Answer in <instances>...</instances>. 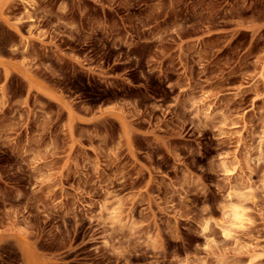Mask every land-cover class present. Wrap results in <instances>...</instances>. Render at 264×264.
I'll use <instances>...</instances> for the list:
<instances>
[{
    "label": "rangeland",
    "instance_id": "1",
    "mask_svg": "<svg viewBox=\"0 0 264 264\" xmlns=\"http://www.w3.org/2000/svg\"><path fill=\"white\" fill-rule=\"evenodd\" d=\"M0 264H264V0H0Z\"/></svg>",
    "mask_w": 264,
    "mask_h": 264
},
{
    "label": "bare ground",
    "instance_id": "2",
    "mask_svg": "<svg viewBox=\"0 0 264 264\" xmlns=\"http://www.w3.org/2000/svg\"><path fill=\"white\" fill-rule=\"evenodd\" d=\"M225 214L231 225H239L243 220V209L239 203H229L225 206Z\"/></svg>",
    "mask_w": 264,
    "mask_h": 264
}]
</instances>
